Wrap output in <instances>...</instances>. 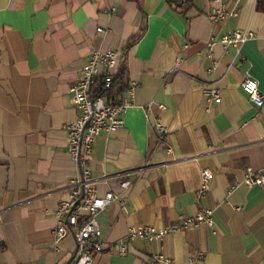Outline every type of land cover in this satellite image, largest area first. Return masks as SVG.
<instances>
[{"label":"crops","instance_id":"obj_1","mask_svg":"<svg viewBox=\"0 0 264 264\" xmlns=\"http://www.w3.org/2000/svg\"><path fill=\"white\" fill-rule=\"evenodd\" d=\"M236 1V16L213 23L214 0H0V264H67L77 250L73 234L55 243V210L78 173L67 127L80 111L70 86L94 49H122L139 84L125 125L95 141L100 195L121 193L117 177L141 171L122 193L126 203L99 213L106 247L94 264H161L157 253L166 264H264V185L231 189L247 167L264 170V105L242 88L250 75L264 94V0L225 3ZM236 29L254 36L224 44ZM206 85L220 102L205 96ZM204 168L214 180L198 200ZM201 208H215L213 227L125 238L132 226L175 225Z\"/></svg>","mask_w":264,"mask_h":264},{"label":"built area","instance_id":"obj_2","mask_svg":"<svg viewBox=\"0 0 264 264\" xmlns=\"http://www.w3.org/2000/svg\"><path fill=\"white\" fill-rule=\"evenodd\" d=\"M182 5H190L192 0H177ZM238 1L233 6H228L225 0H214V6L208 13L213 23H218L229 16H236L239 12ZM100 32L103 28L98 29ZM254 36L252 31L236 29L225 34L223 43L239 46ZM215 38H211L207 44L208 52L212 55ZM126 54L122 49H94L90 59L83 65L77 80L70 86L71 102L80 111L77 120L68 125L69 151L78 164V173L65 188L67 198L60 201L55 210L56 226L54 229L55 243L68 234H73L77 242V253L71 264H94L98 254L105 250V243L101 239V226L98 220L99 213L109 207L112 203L118 202L121 205L126 203L123 192L129 190L140 176L141 171L121 174L117 177L121 193L109 190L100 195L98 186L100 180L94 175L90 168L95 141L102 132L113 133L125 125V115L134 106L136 90L139 84L132 78H128L127 86L123 92L114 88L115 76L124 66ZM128 70V69H127ZM110 90L112 93L97 95L95 88L97 84ZM242 88L249 99L258 107L264 105V94L261 92L259 82L248 75L242 81ZM204 94L215 102L221 101V95L215 85H206ZM155 102L149 104V109ZM162 110H166L164 104H159ZM156 126L161 132V140L165 139V130L162 122L158 120ZM168 147L167 152L172 153ZM104 181L112 180L107 175L103 176ZM214 172L210 168H204L201 172V183L197 192L198 200H201L212 188ZM241 184L247 186L264 185V170L253 166L247 167L244 179L241 182L232 184L231 189ZM215 208H201L191 216H181L178 224L158 227L153 224H142L130 227L125 238L129 241L141 237L149 241L161 240L166 234L176 232L189 227L215 225ZM1 217V215H0ZM117 248L121 254L127 250V243L120 239ZM202 254H200L201 256ZM155 263L166 264L169 262L163 254L157 253L154 257Z\"/></svg>","mask_w":264,"mask_h":264},{"label":"trees","instance_id":"obj_3","mask_svg":"<svg viewBox=\"0 0 264 264\" xmlns=\"http://www.w3.org/2000/svg\"><path fill=\"white\" fill-rule=\"evenodd\" d=\"M174 4L179 5L180 3L177 0H172ZM138 39V36H135L132 40ZM128 82V71L127 67L123 66L120 70V72L115 76L114 79V88H117L120 92H123L127 86ZM95 93L97 95H104V94H110V90L105 89L102 85L101 82H99L95 88Z\"/></svg>","mask_w":264,"mask_h":264},{"label":"water","instance_id":"obj_4","mask_svg":"<svg viewBox=\"0 0 264 264\" xmlns=\"http://www.w3.org/2000/svg\"><path fill=\"white\" fill-rule=\"evenodd\" d=\"M77 250L75 251V253L73 254L72 258L68 261L67 264H71V262L74 260L75 256H76Z\"/></svg>","mask_w":264,"mask_h":264}]
</instances>
